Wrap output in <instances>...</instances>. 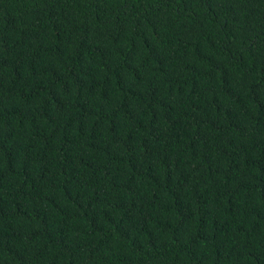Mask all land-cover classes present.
Masks as SVG:
<instances>
[{"label": "trees", "instance_id": "1", "mask_svg": "<svg viewBox=\"0 0 264 264\" xmlns=\"http://www.w3.org/2000/svg\"><path fill=\"white\" fill-rule=\"evenodd\" d=\"M0 264H264V0H0Z\"/></svg>", "mask_w": 264, "mask_h": 264}]
</instances>
